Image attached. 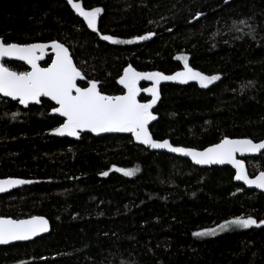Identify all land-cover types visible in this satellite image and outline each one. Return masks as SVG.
Wrapping results in <instances>:
<instances>
[{
	"label": "trees",
	"instance_id": "16d2710c",
	"mask_svg": "<svg viewBox=\"0 0 264 264\" xmlns=\"http://www.w3.org/2000/svg\"><path fill=\"white\" fill-rule=\"evenodd\" d=\"M76 2L103 9L99 33L67 0H0V39L63 43L86 74L79 84L95 80L111 96L125 93V68L175 75L184 70L177 57L186 56L193 70L219 79L207 88L161 83L153 139L199 151L225 138L264 140V0ZM101 34L134 42L113 44ZM149 86L141 84L143 103L152 100L143 91ZM54 107L46 98L24 108L0 96V179L31 181L0 195V217L43 216L51 224L49 235L0 247V264H264V225L193 235L237 217L264 220V194L239 184L231 168L196 167L141 146L131 133L55 135L64 119ZM245 162L257 176L264 152Z\"/></svg>",
	"mask_w": 264,
	"mask_h": 264
},
{
	"label": "snow or ice",
	"instance_id": "6c2138e0",
	"mask_svg": "<svg viewBox=\"0 0 264 264\" xmlns=\"http://www.w3.org/2000/svg\"><path fill=\"white\" fill-rule=\"evenodd\" d=\"M72 9L83 18L87 27L93 32L99 33L98 18L103 9L95 7L86 10L76 0H67ZM148 35L137 36L135 40L149 39ZM104 41L113 44H131L133 40H119L111 35H100ZM51 48L54 58L47 67H41L39 61L44 58L45 50ZM5 58H14L24 61L30 66V71L18 72L7 67L2 61ZM184 61V71L175 75H164L161 72H138L131 66L124 69L119 83L127 90L126 94L111 96L104 94L95 80H87L84 86L78 84V80H85L86 74L73 62L69 49L60 42L52 41L51 44H19L7 43L0 39V95L17 100L19 104L27 107L30 103H41V97H47L54 101L57 107L52 111L64 118L63 123L53 129V134L58 136L79 137L84 130L93 133H131L137 141L153 149H167L170 152L182 153L190 156L195 164H232L236 168L235 179L243 181L246 185L255 186L264 190V171L255 179H250L244 169L243 163L235 158L236 153H258L264 150V141L254 142L252 139H223L203 151L174 147L168 140L157 141L152 138L148 130L150 121L156 119L151 109L159 99L156 86L143 89L152 96L150 103H140L137 100L141 89L137 86L140 80H152L155 85L160 81L179 80L187 83L196 80L202 88H207L212 82L219 79L218 76H206L193 70L188 64L186 56H178ZM17 114H14V116ZM125 176H132L135 169L117 168ZM101 175H108L107 172ZM31 183L21 179L0 180V192L17 185ZM264 225V220L257 222L251 216L237 217L227 225H221L222 230L232 226L236 228H250ZM48 231V221L40 216L30 219L0 218V245L13 241H27L40 233ZM215 229L193 233L196 237L214 235Z\"/></svg>",
	"mask_w": 264,
	"mask_h": 264
},
{
	"label": "water",
	"instance_id": "95a60500",
	"mask_svg": "<svg viewBox=\"0 0 264 264\" xmlns=\"http://www.w3.org/2000/svg\"><path fill=\"white\" fill-rule=\"evenodd\" d=\"M40 44H51V43H40ZM49 54H51V55L53 56V58H54V53L52 52L51 48L46 49V50H45L44 58H43L41 61H39V64H40L41 67H43V66L41 65V63H43V62L46 60V58H47V56H48ZM5 61L18 62V63L25 64V65L27 66V68L29 69V71L31 70V69H30V66L27 65L24 61H20V60L14 59V58H5L2 62L4 63ZM143 82H148V83H149V80H140V81L138 82V85H137L140 89H141V84H142ZM78 84H79V80H78ZM126 92H127V90L125 89V93H124V94H126ZM124 94H123V95H124ZM140 95H141V91H140L139 95L137 96V100H138V102L143 103V102L140 101ZM0 96H1L2 98H4V99H8V100H11V101H14V102H18L17 100H13V99H11L10 97H5V96H3V95H0ZM43 98H46V99L50 100V99L47 98V97H41V101H42ZM50 101H51V100H50ZM51 102L57 107V105L55 104L54 101H51ZM40 104H41V103H39V104H37V103H30L27 107H25V106H23V105H21V104H20V105H21L22 107H24V108H28L29 106L40 105ZM53 114L56 115V116H59L58 113H54V112H53ZM59 117H61V116H59ZM61 118H63V117H61ZM63 119H64V118H63ZM148 130H149V132H150V123L148 124ZM81 133L91 134V135H94V136H97V137H102V136H105V135L109 134V133H99V134H97V133H93V132H90V131H87V130H84V131H82ZM150 134H151V133H150ZM133 137H134V136H133ZM152 138H153V137H152ZM134 139H135V137H134ZM135 140H136V139H135ZM231 140H237V139H231ZM263 141H264V140H263ZM136 142H137L138 144H140L141 146H143V147L150 148V147H148L147 145H144V144L140 143V142L137 141V140H136ZM170 144H171V143H170ZM173 146H174V145H173ZM174 147H177V146H174ZM182 148H186V147H182ZM150 149H151L152 151H154V152H163V153H167V154H170V155H173V156L180 157V158L185 159V160H189L194 166L199 167V168H205V167L231 168V169L235 172V175H236V168H235L232 164H229V163H225V164H211V165H198V164H195V163L193 162V160L191 159L190 156H185V155H183L182 153H174V152H170V151L167 150V149H153V148H150ZM186 149H191V148H186ZM194 150H196V149H194ZM196 151H199V150H196ZM201 151H203V150H201ZM262 152H264V150H261V151L258 152V153H243V154H241V153H236V154H235V158L243 163L244 169H245V171H246V173H247V175H248V172H247V165H246L245 159H246V158L254 157V156H256V155H258V154H260V153H262ZM257 176H259V174H258ZM257 176H255V177H250V176L248 175V177H249L250 179H255ZM10 179H13V178H10ZM0 180H4V179H0ZM235 180H236V179H235ZM236 181H237L239 184H242L243 186H245V187H246L247 189H249V190L259 191V192H261V193L264 194V190H261V189H259V188H256L255 186H249V185H246L243 181H238V180H236ZM22 186H24V184H23V185H17V186H15V187H12V188L8 189V190L5 191V192H0V195H4V194H7V193H10V192H12L13 190H15V189H17V188H20V187H22ZM40 217H43V216H40ZM0 218H3V217H0ZM30 218H31V217H30ZM30 218H25V219H30ZM43 218H45V219L48 221V231L43 232V233H40V234H38L37 236L33 237V238L30 239V240H27V241H13V242H10V243H8V244L0 245V247L11 246V245L19 244V243H27V242L34 241V240L37 239V238H40V237H43V236L49 235L50 232H51V224H50V221H49L46 217H43ZM11 219H12V218H11Z\"/></svg>",
	"mask_w": 264,
	"mask_h": 264
},
{
	"label": "rangeland",
	"instance_id": "374dc122",
	"mask_svg": "<svg viewBox=\"0 0 264 264\" xmlns=\"http://www.w3.org/2000/svg\"><path fill=\"white\" fill-rule=\"evenodd\" d=\"M182 62H183V64H184V61H183V60H182ZM184 70H185V69H184ZM184 70H183V71H184ZM183 71H181V72H183ZM218 77H219V76H218ZM216 81H217V80H216ZM216 81L212 82L210 85L214 84ZM164 82L181 83V82L177 79V80H172V81H160V83H159L158 85H155V82H154V81L149 80V83H150L149 88H152V87L156 86L157 89H158V86H159L161 83H164ZM188 82H196L197 84H199L198 81H196V80H189ZM188 82H187V83H188ZM181 84H183V83H181ZM199 85H200V84H199ZM210 85H209V86H210ZM149 88H148V89H149ZM145 93H147L148 95H151L149 92H146V91H145ZM66 136H67V135H66ZM115 169H117V168H115ZM115 169H114V170H115ZM222 225H227V223L222 224ZM220 226H221V225H220ZM220 226H218V227H216V228H213V229L216 230V232H215L214 235H208V236H215V235H219V234H222V233H224V232H227V231H230V230L236 229L235 226H232L231 228H228L227 230H222Z\"/></svg>",
	"mask_w": 264,
	"mask_h": 264
},
{
	"label": "flooded vegetation",
	"instance_id": "af4514ba",
	"mask_svg": "<svg viewBox=\"0 0 264 264\" xmlns=\"http://www.w3.org/2000/svg\"><path fill=\"white\" fill-rule=\"evenodd\" d=\"M28 71H29V69H28Z\"/></svg>",
	"mask_w": 264,
	"mask_h": 264
}]
</instances>
